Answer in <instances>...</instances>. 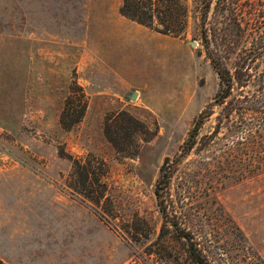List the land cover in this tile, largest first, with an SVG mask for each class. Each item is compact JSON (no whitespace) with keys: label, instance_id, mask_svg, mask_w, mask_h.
<instances>
[{"label":"rangeland","instance_id":"1","mask_svg":"<svg viewBox=\"0 0 264 264\" xmlns=\"http://www.w3.org/2000/svg\"><path fill=\"white\" fill-rule=\"evenodd\" d=\"M120 2L0 0V260L5 264H142L141 258L161 264V257L190 264L183 244L164 226L154 186L164 160L171 164L181 153L195 119L219 88L203 46L200 5L182 0L187 23L181 38L161 39L162 48L170 49L168 65L163 52L155 55L154 81H144L140 99L128 101L112 96L113 85L110 91L94 89L89 78L92 54L102 51L105 35L124 18ZM223 21L213 4L206 35L231 68L242 44L234 35L222 37ZM28 40L31 58L24 56ZM135 48L132 43L123 48L126 64L134 63ZM76 86L87 108L81 121L64 131L59 118ZM149 87L153 91L147 93ZM104 90L108 94L93 95ZM79 95L73 96L75 109ZM223 112L212 108L195 149L177 165L164 204L211 264H253L257 257L264 263V172H243L231 152ZM106 122L116 146L106 138ZM120 125L125 133L118 139ZM74 161L93 167L100 181L86 192L92 200L80 191Z\"/></svg>","mask_w":264,"mask_h":264},{"label":"trees","instance_id":"2","mask_svg":"<svg viewBox=\"0 0 264 264\" xmlns=\"http://www.w3.org/2000/svg\"><path fill=\"white\" fill-rule=\"evenodd\" d=\"M196 1L200 5V26L204 30L203 46L218 78L219 88L212 102L195 119L183 142L181 153L171 164L168 158L164 160L154 186V195L164 226L168 225L174 240L183 244V254L189 263L211 264L198 248L191 233L179 227L178 223L168 216L164 193L177 170V165L195 149L199 131L212 115L214 106L222 107L224 111L222 122L227 124L225 126L227 132L229 131L227 139L228 141L233 139L230 149L233 156L244 165L243 172L252 175L264 172V0ZM213 4L215 11L220 12L225 19L222 23V37L226 39L234 35L242 44L231 68L211 49L206 35L205 24ZM119 14L140 26L174 38H181L187 23V10L182 0H122ZM247 88L249 90H246ZM75 89L69 91L59 118V124L64 131H70L77 125L87 108L83 90L78 86ZM77 93L80 95L77 101L78 109H75L73 96ZM117 129L116 136L119 139L123 137L125 129L121 125ZM110 130L106 122V138L116 146V138L110 135ZM92 168L74 161V170L81 176L78 183L80 191L90 200L92 197L86 195V192H91L94 185L100 187V181ZM243 172L241 179L245 177ZM96 200L94 202L97 203L98 198ZM151 254H155V251L146 252L147 256ZM161 258L158 259L161 264L172 263L169 258ZM141 260L142 264H147L146 259ZM0 264L5 263L0 260ZM253 264L264 263L257 257Z\"/></svg>","mask_w":264,"mask_h":264},{"label":"crops","instance_id":"3","mask_svg":"<svg viewBox=\"0 0 264 264\" xmlns=\"http://www.w3.org/2000/svg\"><path fill=\"white\" fill-rule=\"evenodd\" d=\"M120 20L119 26L116 27L114 25L115 27H111L110 33L105 35L102 51L92 54L94 57L89 63V78L92 82L95 81L93 84L94 89L103 90V87L110 91L112 90L110 85H113L116 88L115 90L113 89L114 91L112 90V96L126 98L128 93L136 92L138 99H140V88L143 82L148 81L151 83L154 81L155 55L159 56L163 52L166 66L170 61V49L168 46L165 49H163L164 46L162 48L161 39L170 42H174V40L168 39L166 35L152 32L143 26L128 21L126 18ZM0 40L3 39L0 37ZM131 43L137 48H135L136 52L133 54L134 63L132 65L126 64V56L123 55V48H126L127 44L130 45ZM31 44L32 42L28 40V50L25 49L24 52L25 57L31 58L33 56ZM146 49H148V54L142 53ZM173 59H175V56H173ZM76 72L80 80V61ZM147 72H149L148 75L150 77ZM102 82L105 85H98L102 84ZM147 89H149L147 93L153 91L151 87ZM102 93L108 94L107 90H104V92H95L93 95L97 96Z\"/></svg>","mask_w":264,"mask_h":264},{"label":"water","instance_id":"4","mask_svg":"<svg viewBox=\"0 0 264 264\" xmlns=\"http://www.w3.org/2000/svg\"><path fill=\"white\" fill-rule=\"evenodd\" d=\"M193 45V43H191ZM137 98V93L136 92H131L126 95V99L128 101H134Z\"/></svg>","mask_w":264,"mask_h":264}]
</instances>
